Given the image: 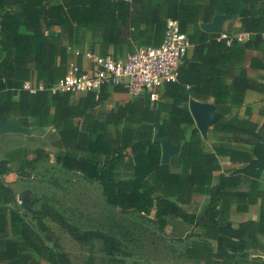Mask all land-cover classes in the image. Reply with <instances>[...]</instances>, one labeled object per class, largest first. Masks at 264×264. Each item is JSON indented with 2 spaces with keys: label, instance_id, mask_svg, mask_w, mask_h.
I'll return each mask as SVG.
<instances>
[{
  "label": "trees",
  "instance_id": "trees-1",
  "mask_svg": "<svg viewBox=\"0 0 264 264\" xmlns=\"http://www.w3.org/2000/svg\"><path fill=\"white\" fill-rule=\"evenodd\" d=\"M163 3L0 0V119L17 112L35 118L40 126H53L57 135L54 146L61 149L55 163L100 183L107 205L151 215L160 229L169 217L179 219L193 227L184 258L208 260V239H215L214 255L225 263L264 235L262 214L259 220L241 222L237 227L221 222L225 219L227 188L239 185L235 175L256 176L264 170V127L236 115L224 117L243 103L247 90L264 93V79H250L242 67L250 49L260 53L251 57L250 67L264 69V0H166L171 11ZM215 13L239 18L247 39L221 37L191 22L198 16L210 21ZM167 19L179 20L192 48L179 64L177 79L165 84L158 100L148 95L132 97L105 114H96L97 106L109 97L106 87L78 97L49 91L64 77L82 30L89 34V47L98 43L99 54L105 56L109 48L113 54L132 51L139 39L160 45ZM50 27H58V31L47 33L45 29ZM26 80L42 84L43 89L30 93L23 88ZM13 88L20 89L17 99H12ZM209 98L221 113L211 130L233 134L212 142L213 154H206L196 127L188 139L185 136L186 128L194 125L189 101ZM155 135L172 143L182 142L179 155L170 163L161 162V145L154 141ZM218 156L243 165L209 186L212 173L219 169ZM171 165L178 171H171ZM193 193L208 194L199 214L184 207ZM46 215L80 242L98 234L79 232L53 210ZM19 234V239L0 241V264H43L35 255L50 264H67L64 255L56 257L51 250L45 251L28 225Z\"/></svg>",
  "mask_w": 264,
  "mask_h": 264
},
{
  "label": "crops",
  "instance_id": "crops-1",
  "mask_svg": "<svg viewBox=\"0 0 264 264\" xmlns=\"http://www.w3.org/2000/svg\"><path fill=\"white\" fill-rule=\"evenodd\" d=\"M151 2H164V8H166L168 4H166V0H151ZM170 4H168L167 7L168 11H171ZM14 9L15 6L12 7V10ZM219 14L221 13H215L210 21L207 22L203 21L199 16L191 22L194 24L197 23L198 27L203 30L201 25L210 23L212 19ZM175 21L179 23V20L175 19ZM52 28V33L58 31V27ZM208 33H219L221 37L227 36L238 40H245L248 37L247 33L240 30L239 18H232L230 15L222 22L221 30L219 32ZM80 41V44L72 49L70 58L68 59L69 62H83L84 58L82 55L74 54L76 49L81 52L92 50L99 53L98 43H95L92 48L89 47V34L86 30L81 31ZM135 44L146 43H144L142 39H139L133 43V46ZM191 48L192 44L188 47L186 54L191 52ZM116 53H120V51H117ZM108 54H113L112 48L108 49ZM259 55L260 53L256 50H246L242 67L245 69L246 74L250 79L262 81L264 79V69L250 67L251 57ZM29 67L31 70L33 69L32 62H30ZM26 81H29L32 85H34V81ZM229 81L230 80L227 79V83H229ZM108 91L110 93L108 99L101 102L99 106H97L96 114H105L118 104L124 103L132 98V96L128 93L118 88H109ZM19 92V88L11 89L12 99H17ZM72 96L78 97L81 95ZM200 102L212 104V99L209 98ZM215 111L220 114V117L218 118L219 120L221 118V113L216 109ZM235 115L239 118H245L256 122L259 127H264V93L247 90L244 94L243 103L239 107H232L229 113L225 114L224 117L230 118ZM1 119H4L5 122H10L16 119L19 126L24 128L25 131L20 133H5L0 131V241L8 238L19 239V232L21 229L23 230L26 225L32 229V226L26 221V214L28 211H31L28 202H32L29 199H31V193L37 186L38 180L35 177V172L36 167L42 162L40 149L43 142L46 141L40 134V130H47L50 134L54 132L56 133L53 126H40L37 124L35 118L20 115L17 112L8 114ZM218 120H216L213 124H215ZM213 124L208 127L206 138H204L194 121L193 126H188L186 128V139L189 138L192 128L196 127L201 138L204 140L206 154H213L214 151L211 148L212 142L220 138H231L233 135L230 132L211 130ZM56 140L57 138L51 142L48 140L46 145L54 146ZM172 144H179L181 149L182 142ZM37 152L38 158L36 160ZM179 152L178 154L170 156L167 163H170L173 158H176L179 155ZM217 163L219 165V169L212 173L209 186L217 184L220 177H227L231 175L230 173L234 169L243 165L240 162H232L227 156H218ZM171 171L177 172L178 169L171 165ZM235 178L239 180V185L236 188H227V193L224 198L226 203L225 219L221 220V222L228 227H237L239 223L248 220L256 221L259 220L261 214L264 215V170L260 171L256 176L240 174L235 175ZM207 199L208 194L206 193H193L190 203L186 206L188 208L184 207L190 213L199 214L202 212ZM196 203H199V211L197 212L192 209L193 204ZM208 244L210 246V256L208 260L201 258L200 261L193 262L184 258V264H264V235H259L252 246L247 243L245 248L237 251L235 256L231 257L225 263H223L221 258L214 255L217 250L216 240L208 239ZM227 251L230 253L228 248ZM35 258L41 263L45 261L37 255H35Z\"/></svg>",
  "mask_w": 264,
  "mask_h": 264
},
{
  "label": "rangeland",
  "instance_id": "rangeland-1",
  "mask_svg": "<svg viewBox=\"0 0 264 264\" xmlns=\"http://www.w3.org/2000/svg\"><path fill=\"white\" fill-rule=\"evenodd\" d=\"M45 31L52 33L53 28ZM40 134L46 141H42V162L36 167L38 182L29 199L32 202H28L31 211L26 221L45 251L51 250L56 257L64 255L67 264H184L183 251L193 232L191 225L169 217L168 224L160 229L151 215L136 210L123 212L107 205L100 183L55 163L61 149L46 142L56 139V133L41 129ZM192 209L199 211V203ZM49 210L79 232L98 234L88 242H80L46 215Z\"/></svg>",
  "mask_w": 264,
  "mask_h": 264
},
{
  "label": "built area",
  "instance_id": "built-area-1",
  "mask_svg": "<svg viewBox=\"0 0 264 264\" xmlns=\"http://www.w3.org/2000/svg\"><path fill=\"white\" fill-rule=\"evenodd\" d=\"M189 46V39L177 21L167 19L160 45L135 44L132 51L105 56L76 49L74 54L82 55L83 62L68 61L64 77L49 91L84 95L106 87L121 89L132 97L148 95L158 100L165 84L177 79L179 64ZM23 88L34 93L43 89V85L25 81Z\"/></svg>",
  "mask_w": 264,
  "mask_h": 264
},
{
  "label": "water",
  "instance_id": "water-1",
  "mask_svg": "<svg viewBox=\"0 0 264 264\" xmlns=\"http://www.w3.org/2000/svg\"><path fill=\"white\" fill-rule=\"evenodd\" d=\"M229 15L219 14L216 15L210 23L201 25L202 29L208 32H219L221 30L222 22L227 19ZM188 108L193 120L196 123L197 128L200 130L202 136L206 138L208 127L213 124L220 114L215 111L214 105L211 103L200 102L196 100H190ZM0 131L1 132H24L25 129L19 126L16 119L5 122L4 119H0ZM154 141H157L161 145V162L167 163L170 156L178 154L180 150L179 144H172L168 138L159 139L156 135Z\"/></svg>",
  "mask_w": 264,
  "mask_h": 264
}]
</instances>
